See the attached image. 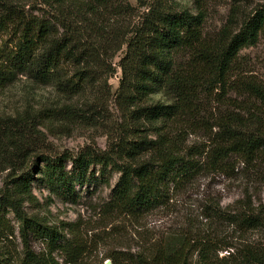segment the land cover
I'll return each instance as SVG.
<instances>
[{
  "label": "trees",
  "instance_id": "trees-1",
  "mask_svg": "<svg viewBox=\"0 0 264 264\" xmlns=\"http://www.w3.org/2000/svg\"><path fill=\"white\" fill-rule=\"evenodd\" d=\"M180 1L142 2L138 20L130 23L134 7L128 0H38L31 12L0 0V89L23 76L70 101L27 108L15 120L22 124L88 111L110 94L103 83L92 87L115 72L111 59L125 46L111 95L124 120L106 148L15 155L17 145L9 149L4 130L9 118L0 116V172L10 169L0 188V264H86L87 242L70 224L58 228L25 210V203H38L35 176L50 194L74 202L76 185L93 181L92 166L110 167L119 178L106 214L131 217L165 206L173 189H183L202 171L233 174L242 164L264 180V83L246 74L240 60V52L264 33V2L234 28L230 20L217 37L206 39L205 0H191L194 11ZM217 88L242 99L227 98L214 115L206 98ZM199 128L210 131L207 148L188 147L186 137ZM247 201L233 210L218 203L206 207L194 233L178 230L164 240L142 242L135 252L111 254V264H264V206ZM8 213L20 244L12 239ZM250 233L260 238L248 240ZM33 241L43 248L37 251Z\"/></svg>",
  "mask_w": 264,
  "mask_h": 264
},
{
  "label": "rangeland",
  "instance_id": "rangeland-1",
  "mask_svg": "<svg viewBox=\"0 0 264 264\" xmlns=\"http://www.w3.org/2000/svg\"><path fill=\"white\" fill-rule=\"evenodd\" d=\"M25 6L28 12L35 11L33 6L38 5V0H13ZM134 7V15L126 22L133 23L138 20L139 14L144 9L141 4L150 0H128ZM193 11L196 5L191 0H181ZM264 0H205L203 35L206 39L217 37L219 31L231 20V28L237 26L254 6ZM115 20L112 21L114 23ZM125 46L111 59V67L115 72L107 78L102 77L93 85V90L102 88L110 94L92 102L88 111L76 110L66 117H52L41 119L33 125L22 124L18 120L20 113L27 108L39 110L41 108H58L70 102L66 96L57 92L50 86L37 85L27 78L20 76L13 84L0 89V116H7L4 125L8 147L14 154L29 152L28 156L38 152L70 153L75 154L86 145L104 149L108 139L114 136L117 127L123 123L124 114L118 101L111 96L116 92L121 70L118 66L123 56ZM240 60L246 74H253L257 80L264 83V33L258 42L240 52ZM109 61V60H108ZM107 81H104V80ZM104 81V82H103ZM107 82V83H106ZM99 93L97 92L96 95ZM95 95V96H96ZM241 100L232 91L222 92L215 89L206 98L207 106L217 115L222 110L221 106L227 98ZM221 107V109H219ZM49 114V112H48ZM47 117V115H42ZM17 122V123H14ZM40 122V124H39ZM216 129L213 128L214 132ZM210 131L196 129L186 137L188 147L207 148ZM20 155V154H19ZM18 158H21L19 156ZM29 159V158H28ZM71 166L67 163V168ZM236 173L225 174L218 171H202L196 175L192 182L183 189L172 190L170 199L165 206L146 213L140 217L106 214V203L111 195L112 188L119 178V173L110 167L101 170V166H92L93 181L82 186L76 185L74 202L63 201L50 194L48 189L40 183L35 176L32 183L33 194L38 203L35 205L24 204L28 213L44 215L50 224L58 228H66V224L86 240L87 250L84 255L86 264H105L109 256L116 252H135L141 243H150L164 240L167 235L178 230H191L193 233L199 228V221H204L201 214L203 209L218 203L221 208L238 209L245 205V200L253 206H264V180L259 173L248 171L242 164H238ZM10 169L0 172V188ZM13 233L12 239L20 244L18 225L13 219V214L8 213ZM227 232V229H225ZM227 232L226 234H229ZM248 240L260 238L255 233H250ZM34 248L39 251L42 243L33 241ZM222 250L220 255L225 254ZM196 254L194 253L193 257ZM111 262V260H110Z\"/></svg>",
  "mask_w": 264,
  "mask_h": 264
},
{
  "label": "water",
  "instance_id": "water-1",
  "mask_svg": "<svg viewBox=\"0 0 264 264\" xmlns=\"http://www.w3.org/2000/svg\"><path fill=\"white\" fill-rule=\"evenodd\" d=\"M105 264H111L110 260L106 261V263H105Z\"/></svg>",
  "mask_w": 264,
  "mask_h": 264
}]
</instances>
